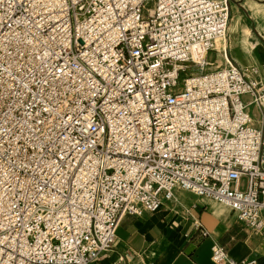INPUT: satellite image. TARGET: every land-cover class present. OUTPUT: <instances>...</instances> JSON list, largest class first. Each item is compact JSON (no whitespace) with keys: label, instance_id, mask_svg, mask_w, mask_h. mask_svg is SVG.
<instances>
[{"label":"built area","instance_id":"built-area-1","mask_svg":"<svg viewBox=\"0 0 264 264\" xmlns=\"http://www.w3.org/2000/svg\"><path fill=\"white\" fill-rule=\"evenodd\" d=\"M229 21V0H0V264H95L177 190L263 228L264 83L208 60Z\"/></svg>","mask_w":264,"mask_h":264},{"label":"crops","instance_id":"crops-1","mask_svg":"<svg viewBox=\"0 0 264 264\" xmlns=\"http://www.w3.org/2000/svg\"><path fill=\"white\" fill-rule=\"evenodd\" d=\"M229 1V29L227 37L217 43V62L224 64L221 51L226 48L243 69L259 68L263 79L264 0ZM251 111L261 124L264 111L256 107ZM262 220L263 228L253 230L228 208L222 210L204 197L177 190L155 213L122 215L115 248L95 264H216L212 260L216 242L225 245L237 261L255 258L264 264V211ZM205 229L208 235H203Z\"/></svg>","mask_w":264,"mask_h":264},{"label":"rangeland","instance_id":"rangeland-1","mask_svg":"<svg viewBox=\"0 0 264 264\" xmlns=\"http://www.w3.org/2000/svg\"><path fill=\"white\" fill-rule=\"evenodd\" d=\"M218 58V53H216L215 51H211L209 54H208V60L209 61H214L215 59H217ZM196 72H199L198 70L196 71ZM262 79V78H261ZM263 79H264V77H263ZM262 79V80H263ZM264 81V80H263ZM251 113H252V116L254 117V120H255V123L256 124H258V122H257V116L254 114V111H251ZM213 206H215V207H217V208H220V209H222V210H224L225 209V207H224V205L222 204H219V203H217V202H215V201H210V200H208Z\"/></svg>","mask_w":264,"mask_h":264},{"label":"bare ground","instance_id":"bare-ground-1","mask_svg":"<svg viewBox=\"0 0 264 264\" xmlns=\"http://www.w3.org/2000/svg\"><path fill=\"white\" fill-rule=\"evenodd\" d=\"M225 37H219L217 40H216V45L215 46H217V43H218V41L219 40H222V39H224ZM217 48V47H216ZM225 48V47H224ZM245 71H246V73H248V74H254V66H251V67H248V68H246V69H244ZM258 74H260V72H259V68H258ZM263 81V80H262ZM263 83H264V81H263ZM206 199H208V200H211V201H215V202H217V203H219V204H221L222 205V203L219 201V200H217V199H215V198H206Z\"/></svg>","mask_w":264,"mask_h":264}]
</instances>
